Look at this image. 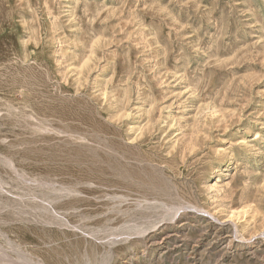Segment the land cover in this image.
Wrapping results in <instances>:
<instances>
[{
    "label": "rangeland",
    "instance_id": "obj_1",
    "mask_svg": "<svg viewBox=\"0 0 264 264\" xmlns=\"http://www.w3.org/2000/svg\"><path fill=\"white\" fill-rule=\"evenodd\" d=\"M263 235L264 0H0V264H264Z\"/></svg>",
    "mask_w": 264,
    "mask_h": 264
},
{
    "label": "bare ground",
    "instance_id": "obj_2",
    "mask_svg": "<svg viewBox=\"0 0 264 264\" xmlns=\"http://www.w3.org/2000/svg\"><path fill=\"white\" fill-rule=\"evenodd\" d=\"M9 163V162H8ZM12 167V166H11ZM18 176V175H17ZM23 177V176H22ZM29 182V181H28ZM37 184V183H36ZM54 192H55V190H54ZM135 230V229H134ZM235 236V235H234ZM236 237V236H235ZM241 238V237H240ZM263 238H264V235H263ZM241 242H242V244H248V243H252L253 241H251V239L250 238H241ZM11 262H13V263H15V264H21L20 263V261H18V260H14V259H11ZM33 264V263H32ZM38 264H43V263H38Z\"/></svg>",
    "mask_w": 264,
    "mask_h": 264
}]
</instances>
